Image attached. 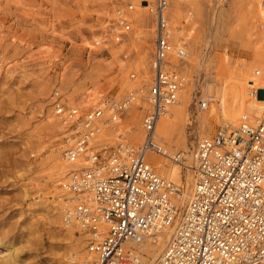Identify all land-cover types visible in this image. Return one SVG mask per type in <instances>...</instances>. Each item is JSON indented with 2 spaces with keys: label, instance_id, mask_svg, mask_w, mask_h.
I'll use <instances>...</instances> for the list:
<instances>
[{
  "label": "rangeland",
  "instance_id": "374dc122",
  "mask_svg": "<svg viewBox=\"0 0 264 264\" xmlns=\"http://www.w3.org/2000/svg\"><path fill=\"white\" fill-rule=\"evenodd\" d=\"M126 1L0 0V264H67L70 257L85 256L87 234L65 227L60 216L56 183L62 173L50 176L56 155L71 141L69 123L61 127L53 100L85 113L133 88L141 96L139 88L151 77L152 15L140 0H129L133 21L123 42L104 35ZM191 2L180 3L177 17L174 0L168 8L173 40L189 55L179 65L187 77L180 92L186 93V109L172 137L174 152L186 143L191 151L199 132L211 135L226 124L220 119L219 89L230 87L238 69L251 66L254 75L256 68L264 69L256 0ZM201 99L207 100L205 108ZM136 102L123 117L134 127L144 112ZM182 169L181 182L170 177L180 193L191 185L184 178L190 170ZM176 201L182 206L185 198Z\"/></svg>",
  "mask_w": 264,
  "mask_h": 264
},
{
  "label": "built area",
  "instance_id": "2783aa9c",
  "mask_svg": "<svg viewBox=\"0 0 264 264\" xmlns=\"http://www.w3.org/2000/svg\"><path fill=\"white\" fill-rule=\"evenodd\" d=\"M256 3L263 12L258 27L264 31V0ZM146 4L154 40L151 77L145 89L139 88L146 104L142 139L134 142L121 126L138 88L119 100L106 97L85 113L53 100L72 139L62 150L68 169L58 181L63 221L87 234L85 256L73 264H141L144 252L134 243L167 226L174 227L172 235L154 264H264V81L251 80L248 88L251 98L262 99L258 115L244 112L237 125L220 124L213 134L197 138L191 190L179 206L180 186L160 174L147 153L162 150L156 125L185 87L179 65L188 54L173 40L170 0ZM132 9L129 0L118 6L104 35L123 42ZM254 73L264 76V69ZM200 101L205 108L207 100ZM103 128H111L113 142ZM172 158L181 159L178 153Z\"/></svg>",
  "mask_w": 264,
  "mask_h": 264
},
{
  "label": "bare ground",
  "instance_id": "6f19581e",
  "mask_svg": "<svg viewBox=\"0 0 264 264\" xmlns=\"http://www.w3.org/2000/svg\"><path fill=\"white\" fill-rule=\"evenodd\" d=\"M144 1H145V3H142V4L140 3V4L142 7L146 8L148 10L149 5L146 4V1L149 4H151L152 1H148V0H144ZM183 1H188L189 4L192 3L191 0H174L175 9H174V12L172 14L173 17H177L180 14V12H179L180 6H181L180 3H182ZM170 2H171V0H170ZM257 10L259 13V17L262 16L263 12H262L260 6H258V4H257ZM136 16H137L138 20L141 19L142 18V12L137 11ZM177 31H178V29H177ZM258 48H260V50H262L263 45L261 44L260 46H258ZM262 62H264V57L262 58ZM251 69H252L251 66H246L244 68L241 67L240 69H238L237 77H235V79L231 83L230 87L227 88V87L222 85L219 89L220 119H222L224 122H226L228 124L235 125L236 124L235 122L239 120V117L244 112H247L250 114H256V115H258L261 112V109L263 107L262 99L251 98L250 95L248 94V86H250V84L252 83V82H250L251 80H253L256 84H259V85L263 84L264 76H258V75L251 74ZM185 99H186V93H182V95L178 97V100H177L178 103L176 102L173 105H171L169 107V109L167 110V112L160 116V118L157 122V125H156V137L161 144L162 150L160 152H157V151L148 152L147 158L157 168V170L159 171L160 174H162L164 176H169V178L170 177L174 178L179 182H181L182 178H183L182 167L186 166L188 168V170H190L191 172L185 171V173H184L185 182L189 183V181H191V185H192V182H193L192 150L187 151V149H185V148H188L187 143H186L183 145L185 148H183L184 150L182 152H179V151L174 152L175 146L172 144V137L174 136V134L176 133V131L178 129V124H179L178 121L182 117V115L186 109L185 108V102H186ZM137 100H139L140 102H136L134 105H137V108L139 110L144 111V107L146 106V104L144 102L141 103V101H142L141 96L138 97ZM212 108L213 107H211V109ZM59 118H62V116H59ZM52 121L54 123V120H52ZM60 121L62 123L61 127L65 126L64 123H66V122L68 123V121L63 119V118ZM134 123H136V122H134ZM49 124H51V123H49ZM134 125L135 124H131V122L127 123L126 121L124 122L123 120H122V124H121V126L129 132L132 140L134 142H136V141H139L142 139L143 132L141 129V125L136 126V127H134ZM182 129H183V127H182ZM102 134L110 136V138L112 139L113 133H112L111 128H103ZM68 135L69 136L67 137V141L72 140L70 132ZM204 135H207L206 130H204L201 133L199 132L198 137H202ZM111 141L113 142V139ZM181 147H182V145H181ZM176 153L180 154V158L182 157L181 156L182 154L184 155V157L179 162L178 161L176 162V160H174L172 158V156L176 155ZM61 156L59 157V154L56 155V158H55L56 162L54 163V165L52 167V174L50 175L52 177H54V175H56V174H57V176H60L61 173L63 175L65 173V171L68 169V166H67L68 164L64 163L65 161L63 160V158ZM56 184H58V182ZM191 185L187 191H183V193L182 192L180 193V191H179L175 195V198L177 199V197L179 196V197H181L182 200L185 198V201H186V199L189 195V192L191 190ZM58 189H59V187H58ZM59 191H60V189H59ZM59 191L57 192V200H59L58 204H60L59 211L61 212L60 216L62 219V223L65 227L71 229L72 226L66 224L63 221L62 202L58 198L59 197L58 196ZM59 211H58V213H59ZM173 229H174L173 226H167L161 230H158V231H155L153 233L146 235L144 240H142L140 243H134L137 250H139L140 252L141 251L144 252V254H142V256H141V260H142L141 264H154V262L159 257L160 253L162 252L163 248L165 247L166 243L170 239L172 232H173ZM72 251H74V250H72ZM68 260L69 261L67 262V264H73L74 263V260H72L71 257Z\"/></svg>",
  "mask_w": 264,
  "mask_h": 264
}]
</instances>
